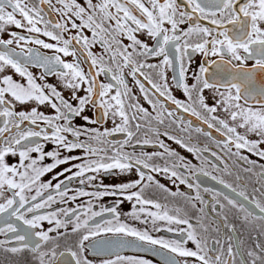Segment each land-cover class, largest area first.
Masks as SVG:
<instances>
[{
    "label": "snow or ice",
    "instance_id": "1",
    "mask_svg": "<svg viewBox=\"0 0 264 264\" xmlns=\"http://www.w3.org/2000/svg\"><path fill=\"white\" fill-rule=\"evenodd\" d=\"M0 34V264H264V0H0Z\"/></svg>",
    "mask_w": 264,
    "mask_h": 264
},
{
    "label": "flooded vegetation",
    "instance_id": "2",
    "mask_svg": "<svg viewBox=\"0 0 264 264\" xmlns=\"http://www.w3.org/2000/svg\"><path fill=\"white\" fill-rule=\"evenodd\" d=\"M56 18H58V17H56ZM11 30L19 31L18 29H15V28H13ZM0 35H4V34H0ZM5 38H7V37L5 36ZM41 38H44V37H41ZM44 39L47 40V38H44ZM41 51H47V50L41 49ZM49 54H51V53H49ZM66 59L71 61L72 58L71 57H67ZM194 59L198 63L201 60V57L200 56H196V57H194ZM150 62L155 63L156 61L152 60ZM197 63H194V64L191 65L190 71L196 70ZM84 67H85V70H87V65H84ZM31 70L34 73H38L39 72V69L33 68ZM167 75L169 76V82H171L170 78L172 76V73L169 71L167 73ZM16 78L19 79V77H16ZM154 78H156L155 75H154ZM100 79L103 80L104 77H101ZM140 79H141L142 82L145 83V86L150 89V93L149 94L151 95L152 94L151 86L147 85V82L143 81L142 77ZM47 82L49 84L56 85L59 88V82L54 76L47 77ZM187 82L189 84H191L193 81L191 79H189ZM128 83H129L130 87H132L133 93L136 94L140 98V103L143 104L144 107L148 108L149 111H151V106L148 105L143 100L142 94L140 93L138 87L133 85V82H132L130 77L128 78ZM64 94H65V96L69 95V93L67 91H65ZM172 94H173V96L175 98L180 99L182 101L185 99V97L183 96L182 90H178V89L173 88L172 89ZM205 95H209V93L206 91ZM161 99H163V98H161ZM167 106L170 109H174V107H175L174 105H171L170 103H168ZM42 110L47 111V112H51L50 109H42ZM88 114H91V113H88ZM154 114L155 113H153V115ZM176 115L179 116V117H182V118H184L186 120H191L193 127H202L206 131H210L212 133V135L214 137H216L217 139H222L219 136V134L215 132V130L207 129V126L201 124L199 121L196 120L195 117L188 116V114L183 113L182 111H179V110L176 111ZM108 126L110 127L111 125L109 124ZM167 126H168V121L166 120L164 127H167ZM171 130H175V129L173 128ZM184 135L187 137V134H184ZM117 138H120L119 134H118ZM191 139H192V143L193 144H197L200 147L207 146L211 151H216L218 154L224 156V154L220 152V149L217 148V146L215 144H213L212 141L210 139H208L207 137H204L203 135H200V134H197L195 132H192L191 133ZM165 142L167 144H169L172 148H174L178 153H180V155H183L188 160H191L193 164H196V165L200 164V161L197 160L191 153L186 152L184 149L180 148L178 145L174 144L172 141H167L166 140ZM261 147H264V145H261ZM51 148H52V145L49 144V145H47L46 150H50ZM148 150L152 151L153 149L149 148ZM243 154L244 155H248L249 159L256 161L258 164H264V160H260L256 156H253V155H251V154H249L247 152H244ZM203 155L207 156L209 158V160H211L213 163H216L220 168L224 167L223 164H221L219 161H216L215 158L211 156L210 152H206ZM232 159L233 158H230L228 156H224L225 162L228 163L229 167H231L233 169V175L232 176H225L224 178L227 179L229 182L235 183L236 174H240L242 176V178H243L242 182L247 184V186H248L247 190L251 194L253 187H257L258 186L257 183H256V178L254 176H250L249 174L242 172V170H241L242 167L246 166V165L243 164V162H238L240 167H237L236 165H233ZM46 162H49V161H46ZM61 167H64V166H61ZM59 170H60L59 168L56 169V171H59ZM208 170L211 171L210 165L208 166ZM256 170L259 171V169H256ZM213 174H217V173H213ZM52 175H54V173H50V174L46 175L44 177V179L45 180L51 179ZM157 178L160 180L161 183H164L169 188H172V190H175V188L171 185V183L169 181H167L163 177H157ZM202 180L204 181V183L202 185V188L203 187H211V188L219 189L221 187L220 185L216 184L215 181H212L210 178L202 177ZM179 187H180L181 191L189 192V190L187 189V187L185 185H180ZM190 194H194V193H190ZM202 194L204 195V198L206 200H209V204L206 206V211L209 213V216H211L212 215V213H211V197L207 193H203L202 192ZM110 200H111V198H104V200L102 202L107 205V204L110 203ZM161 202H168L170 205L179 204L181 207L185 208V211L190 216L198 215L197 210L196 209H192L190 206H187L182 198H177L176 200H173L171 197H169L167 201H164L163 198L161 197ZM197 207H200V205L198 204ZM130 210H131V205L128 204V203H125L124 205L121 206V211L127 212V211H130ZM205 223L206 224H211V220L206 218L205 219ZM210 234L211 235H215V233H210ZM237 234L240 235L241 238L245 241V246L246 247H254V245L256 243L264 244V236L260 235L259 231L256 230V229L247 228V227H239ZM153 235L164 236L165 238H169V237L173 236L172 233H167V232H163V231L160 232V233H153ZM2 238L3 237H0V239H2ZM189 247H191V245H189ZM142 255H147V257L149 259H152L153 260V264H160L159 257H152L150 254H142ZM6 257H7V254L0 253V260H4V259H6Z\"/></svg>",
    "mask_w": 264,
    "mask_h": 264
}]
</instances>
